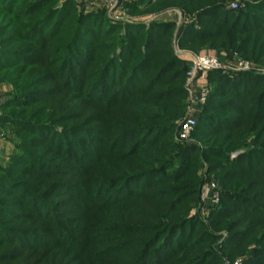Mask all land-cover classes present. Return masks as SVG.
Masks as SVG:
<instances>
[{
	"label": "rangeland",
	"instance_id": "374dc122",
	"mask_svg": "<svg viewBox=\"0 0 264 264\" xmlns=\"http://www.w3.org/2000/svg\"><path fill=\"white\" fill-rule=\"evenodd\" d=\"M0 264H264V0H0Z\"/></svg>",
	"mask_w": 264,
	"mask_h": 264
},
{
	"label": "built area",
	"instance_id": "2783aa9c",
	"mask_svg": "<svg viewBox=\"0 0 264 264\" xmlns=\"http://www.w3.org/2000/svg\"><path fill=\"white\" fill-rule=\"evenodd\" d=\"M240 5L239 3H233L231 5L232 11L239 10ZM198 63H193L191 77L195 81H206L209 78V74L213 72L217 73H225L228 70V67L218 55H208L203 57H197ZM240 67V70L244 72H248L251 70V66L249 63L240 62L237 63ZM209 95L208 88H203L199 91V96L193 97V103L195 105L199 104L202 105ZM197 127V118L189 117L186 123L183 125L181 129V138L186 140L190 137L191 133ZM210 190H208V195Z\"/></svg>",
	"mask_w": 264,
	"mask_h": 264
},
{
	"label": "trees",
	"instance_id": "16d2710c",
	"mask_svg": "<svg viewBox=\"0 0 264 264\" xmlns=\"http://www.w3.org/2000/svg\"><path fill=\"white\" fill-rule=\"evenodd\" d=\"M235 12V11H233ZM92 23H90L89 27H92ZM158 30L159 31H170L174 28V26L172 24H164V23H161V24H158L157 26ZM214 55H218L219 57H221V55H219L218 53L217 54H214ZM213 74L215 76H213ZM212 76L209 77V80L210 81H214V82H217L219 83L220 85H223V86H226V87H229L233 84V79L229 76H226V75H221L220 73H217V72H213Z\"/></svg>",
	"mask_w": 264,
	"mask_h": 264
},
{
	"label": "water",
	"instance_id": "95a60500",
	"mask_svg": "<svg viewBox=\"0 0 264 264\" xmlns=\"http://www.w3.org/2000/svg\"><path fill=\"white\" fill-rule=\"evenodd\" d=\"M178 57L180 59H183V60H186V61H189V62H192V63H195L197 64L198 63V58L197 56L191 54V53H187V52H180L178 53Z\"/></svg>",
	"mask_w": 264,
	"mask_h": 264
}]
</instances>
